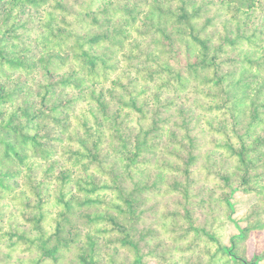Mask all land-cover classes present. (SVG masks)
I'll return each instance as SVG.
<instances>
[{
    "label": "trees",
    "instance_id": "trees-1",
    "mask_svg": "<svg viewBox=\"0 0 264 264\" xmlns=\"http://www.w3.org/2000/svg\"><path fill=\"white\" fill-rule=\"evenodd\" d=\"M236 191L263 229L264 0H0V264H240Z\"/></svg>",
    "mask_w": 264,
    "mask_h": 264
},
{
    "label": "rangeland",
    "instance_id": "rangeland-1",
    "mask_svg": "<svg viewBox=\"0 0 264 264\" xmlns=\"http://www.w3.org/2000/svg\"><path fill=\"white\" fill-rule=\"evenodd\" d=\"M199 152L203 153V149ZM201 160V157L198 161L196 160L193 167L198 166ZM230 200L233 205V210L230 215L227 216L226 214V217L222 218L218 215V218L221 219L213 223L214 228L212 229L217 233V237L222 245L230 246L231 240L237 238V240H235L237 242L235 246L236 255L240 258V264H244L242 260L250 262L256 255H264V228L260 230H250L246 235L242 233V229L246 226L248 220L254 219V214L252 213V203L256 200V195L254 193L236 191ZM221 209L222 208H220V210ZM206 211L207 209L204 207L197 208L194 212V215L197 217V224L202 225L206 218L210 220L209 216L205 214ZM150 217L152 216L148 212V218L144 224L148 225L152 231L149 232L147 241L143 240L140 243L143 247V251H147L154 246L157 247V250H165L170 239L164 236L156 237L161 231L159 230L160 228H155L153 226L154 230L151 227L152 225L150 226ZM181 241L184 240L182 239ZM204 241L203 238L189 239L188 244L182 246L181 250L173 255V262L175 264H206L209 262L208 260L216 247L214 245L206 246ZM157 242L159 244H157ZM225 257L226 264H229L228 261L231 260V258H229L230 256L226 255ZM148 258L149 261L147 264H154L152 259L150 257ZM218 264L224 263L219 261ZM259 264H264V259L260 260Z\"/></svg>",
    "mask_w": 264,
    "mask_h": 264
},
{
    "label": "water",
    "instance_id": "water-1",
    "mask_svg": "<svg viewBox=\"0 0 264 264\" xmlns=\"http://www.w3.org/2000/svg\"><path fill=\"white\" fill-rule=\"evenodd\" d=\"M244 264H246V263H244Z\"/></svg>",
    "mask_w": 264,
    "mask_h": 264
}]
</instances>
